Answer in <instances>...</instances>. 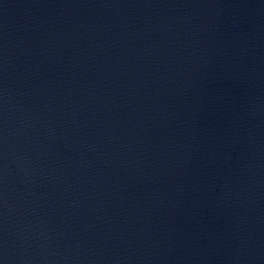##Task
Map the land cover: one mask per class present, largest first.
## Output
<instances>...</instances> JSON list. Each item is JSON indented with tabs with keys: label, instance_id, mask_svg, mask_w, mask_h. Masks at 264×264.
I'll return each mask as SVG.
<instances>
[{
	"label": "water",
	"instance_id": "water-1",
	"mask_svg": "<svg viewBox=\"0 0 264 264\" xmlns=\"http://www.w3.org/2000/svg\"><path fill=\"white\" fill-rule=\"evenodd\" d=\"M0 264H264V0H0Z\"/></svg>",
	"mask_w": 264,
	"mask_h": 264
}]
</instances>
